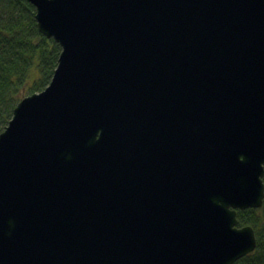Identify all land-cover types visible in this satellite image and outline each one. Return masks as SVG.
<instances>
[{
  "label": "water",
  "instance_id": "1",
  "mask_svg": "<svg viewBox=\"0 0 264 264\" xmlns=\"http://www.w3.org/2000/svg\"><path fill=\"white\" fill-rule=\"evenodd\" d=\"M60 47L0 133V264H233L264 198V0H28Z\"/></svg>",
  "mask_w": 264,
  "mask_h": 264
},
{
  "label": "trees",
  "instance_id": "2",
  "mask_svg": "<svg viewBox=\"0 0 264 264\" xmlns=\"http://www.w3.org/2000/svg\"><path fill=\"white\" fill-rule=\"evenodd\" d=\"M35 14L28 0H0V133L19 101L43 90L57 67L61 47L39 32ZM236 217L237 226L254 229L257 243L233 264H264V198L261 207L237 210Z\"/></svg>",
  "mask_w": 264,
  "mask_h": 264
}]
</instances>
